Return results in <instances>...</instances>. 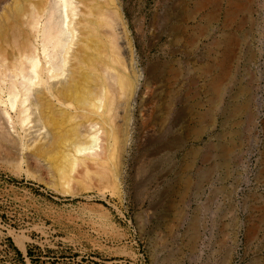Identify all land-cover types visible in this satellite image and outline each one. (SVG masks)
Here are the masks:
<instances>
[{
  "label": "rangeland",
  "instance_id": "374dc122",
  "mask_svg": "<svg viewBox=\"0 0 264 264\" xmlns=\"http://www.w3.org/2000/svg\"><path fill=\"white\" fill-rule=\"evenodd\" d=\"M114 1L135 85L118 106V166L63 177L42 107L25 131L7 123L0 264H34L28 251L38 264H264V0ZM29 2L0 0V14ZM72 71L36 87L57 109Z\"/></svg>",
  "mask_w": 264,
  "mask_h": 264
},
{
  "label": "bare ground",
  "instance_id": "6f19581e",
  "mask_svg": "<svg viewBox=\"0 0 264 264\" xmlns=\"http://www.w3.org/2000/svg\"><path fill=\"white\" fill-rule=\"evenodd\" d=\"M29 1L24 11L23 5H6L0 14V93L8 96L7 101L0 99L5 106L0 142L14 145L8 124L25 131L32 108L42 107L37 117L54 128V143L65 146L55 171L64 177L74 167L76 174L95 168L93 172L104 176L108 164L117 168L123 148L116 131L118 106L135 91L118 44L117 30L124 31L120 9L114 0ZM78 35L84 41L78 43ZM68 67L72 78L55 93L62 104L57 109L36 87L63 77ZM65 186V194H74L69 183Z\"/></svg>",
  "mask_w": 264,
  "mask_h": 264
},
{
  "label": "trees",
  "instance_id": "16d2710c",
  "mask_svg": "<svg viewBox=\"0 0 264 264\" xmlns=\"http://www.w3.org/2000/svg\"><path fill=\"white\" fill-rule=\"evenodd\" d=\"M11 246H12V248L14 249V251H15L16 255L18 256V258L23 262V258H22L21 253H20V252H19V251L13 246V245H11ZM27 257H28L30 260H32V262H33L34 264H38V263H40L38 257H36V259H34L35 257L32 255V252H31V251H28V252H27Z\"/></svg>",
  "mask_w": 264,
  "mask_h": 264
}]
</instances>
